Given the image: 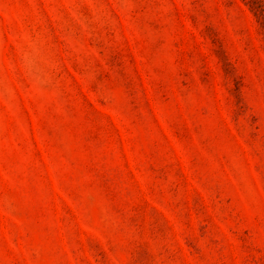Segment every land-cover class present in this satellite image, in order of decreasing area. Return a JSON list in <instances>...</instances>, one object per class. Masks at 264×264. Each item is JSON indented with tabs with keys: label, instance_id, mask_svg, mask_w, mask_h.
Wrapping results in <instances>:
<instances>
[{
	"label": "rangeland",
	"instance_id": "obj_1",
	"mask_svg": "<svg viewBox=\"0 0 264 264\" xmlns=\"http://www.w3.org/2000/svg\"><path fill=\"white\" fill-rule=\"evenodd\" d=\"M0 264H264V0H0Z\"/></svg>",
	"mask_w": 264,
	"mask_h": 264
}]
</instances>
